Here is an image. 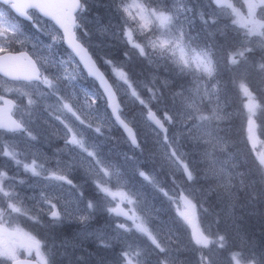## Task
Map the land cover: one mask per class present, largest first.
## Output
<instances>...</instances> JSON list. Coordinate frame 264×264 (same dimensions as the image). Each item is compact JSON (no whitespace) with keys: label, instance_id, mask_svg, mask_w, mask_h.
Here are the masks:
<instances>
[{"label":"snow or ice","instance_id":"snow-or-ice-1","mask_svg":"<svg viewBox=\"0 0 264 264\" xmlns=\"http://www.w3.org/2000/svg\"><path fill=\"white\" fill-rule=\"evenodd\" d=\"M237 2L239 3L240 0ZM160 3L163 6L153 7L149 0H119L117 10L120 12L121 23L118 30L112 32L115 39L130 45L139 56L153 65V71L163 67V72L168 78L158 82L153 76L150 81L152 87L145 86L147 100L143 99L137 91L140 85H133L129 73L124 70V64L114 62L108 54L103 56L97 54L101 66H109L114 77L113 82L109 83L105 73L101 71V66L97 65V61L89 53L88 47L85 46V44L91 46L86 22L83 20L80 23L77 22L78 14L86 10L87 0L83 2L82 0H0V4L7 6V9H0V53L5 54L3 57L5 63L0 65V71H3L6 76L24 80L25 87L30 88L34 93L41 96L56 95L59 109L70 114V117H74L80 125L86 123L88 115H92L93 112L99 113V109H94L93 106L97 99H102L106 108L111 111L107 113V117L96 115L95 132L103 135L102 126L109 129L119 126L126 133V141L136 149H141L142 141L138 140L137 132L130 125L127 119L129 113L121 107L122 101L117 99V92L122 90L125 96H129L133 102L143 106L140 118L148 123L149 127H153L157 136L163 134V164L171 169V183L161 187L150 172L140 168H135V175L142 177L153 189L162 194L167 199L169 208L175 207L177 214L175 217L169 222L159 221L157 217L161 215V212L158 209L149 208L144 203L146 194L125 181L123 173L117 167L101 159L103 153L100 151V145L88 143L82 132L74 130L70 124L63 121L66 145L80 150L81 163L86 162L88 166V179L102 196L91 200L85 198L79 202L83 203V207L81 208L77 203L73 211H69L66 206L63 213L56 210V204L52 203L53 199H58L57 197L43 196L42 199L50 206L48 212L52 217L50 226L61 223L63 218L73 215L82 224L87 225L96 213L107 211L109 214L125 217L132 222L131 226L126 222L115 225L116 235L121 239L124 234L135 231L142 237H146L158 253L162 254V259L160 255H157L156 264H178L176 253L179 247L172 244L174 230L180 228L181 221L193 224L197 204L200 205L201 211L208 212V209L203 208L204 197L216 192L231 207L236 193L247 189L255 190L252 176H258L259 182L264 183V153H258L255 157L254 171L246 172L237 170L239 165L235 163V160H238V157L233 158L230 153H225L226 158L221 160L214 155L218 150L224 152L227 144L216 124L224 116L220 103V89L215 81L218 60L215 59L214 50L227 51V63L232 66L231 70L235 73V83L241 96L249 142H253L254 117L257 110L260 109L264 115V95L258 102L256 95L246 83L249 70L255 72L264 82V0H243L241 7L246 8V14L232 3V0H208L206 5L203 4V0H197V3L204 7V11L199 15L202 24L213 30L209 32L202 29L203 34L198 33L196 36L192 34L195 31L194 17L190 15L193 9L188 7V0H174L171 7L164 4V0H160ZM257 9L261 10V19H257ZM12 10L15 11L16 16L12 15ZM29 10L51 18L63 30L59 36L49 33L51 43L44 44L43 48L51 53L55 43L66 40L71 48L67 59L56 61L50 54L41 55L39 42L32 45L35 50V60L25 52H21L18 57L8 55L9 48L13 44L23 45L26 40H29L23 25L19 22V17L33 21V12ZM221 15L232 17L231 26L223 29L219 27L217 17ZM35 23L38 25V21ZM153 23L156 27L151 30L152 34L148 35L149 26ZM76 29L81 30V38H77ZM241 29H243L242 32ZM257 54L259 60L256 58ZM124 56L127 57L128 53L124 52ZM156 57L160 58L162 64L156 60ZM21 58L28 65V71L22 76L17 75L14 65L9 63ZM73 63L77 67L82 64L87 69V75L93 78L89 86L92 90H79L84 96L83 105L80 104L76 91H66L65 95H60L69 84L75 86L79 73L76 68L69 71ZM169 78L172 83L169 82ZM97 82L98 89L102 91L97 90ZM23 94L28 96L29 105L34 103L31 93ZM167 95L171 96L170 105L166 101ZM3 99L0 96V100ZM153 101L156 102L154 105ZM4 103L14 106L12 101L5 100ZM160 104H164V109H160ZM150 105L161 111L162 118L156 115ZM86 109L91 111L82 119ZM56 118L60 119L59 116ZM166 125L173 126L171 137L168 135L169 129ZM177 126L180 127V135L185 142H195L197 148L207 145L202 153V159L207 161L204 168L189 159L181 150L184 145L181 144L175 131ZM87 127L92 128L93 125L89 123ZM0 129L8 132L21 131L31 139H36L23 123L12 120L11 117L7 120L0 119ZM0 155L10 158L17 165H22L34 176L40 177L44 173L45 180L61 181L72 185L79 192L80 197L85 195L73 185V181L67 174H61L66 172L69 166L61 167L59 160L56 170L52 171L45 167L44 162L37 163L35 158L29 163H23L21 159H18L19 154L15 150H9L7 145L0 146ZM125 159L129 158L125 156ZM113 178L116 180L114 185ZM197 185H200L199 189ZM14 186V178L0 170V224L10 219L12 213L28 215L32 211L22 206L23 199L14 191ZM194 200L196 203H193ZM125 204L132 207L126 210L121 207ZM137 209H140L143 215H140ZM42 211L43 209L34 212L29 218L39 223ZM2 231L4 229L0 228V232ZM205 231L209 234L205 235ZM84 234L85 236L96 235L105 247L110 246L104 232L89 233L85 227ZM7 235L12 236L14 233H7ZM192 243L199 246L198 264H216L213 255L221 249H227L229 252L228 264H264V252L257 255L255 248L247 242L231 244L229 237L221 235L219 231H211L210 226L204 230H201L198 225L194 226ZM209 245H212V248H209ZM18 247L26 248L29 255L34 251L36 264H49L48 256L41 252V241L32 236H27L25 241L15 247L0 242V257L15 260V251ZM233 248L236 250L233 251ZM204 249L208 251L205 252ZM0 264H3V261H0ZM116 264H144V261L141 253L135 251L129 244L127 250L121 251Z\"/></svg>","mask_w":264,"mask_h":264},{"label":"rangeland","instance_id":"rangeland-1","mask_svg":"<svg viewBox=\"0 0 264 264\" xmlns=\"http://www.w3.org/2000/svg\"><path fill=\"white\" fill-rule=\"evenodd\" d=\"M149 2L152 3L153 7L157 6H163V4L160 3V0H149ZM243 0H240L238 3L237 0H232V3H234L238 8H241L242 12H245L246 14V8H242ZM174 3V0H164V4L171 7V5ZM208 0H205V3L207 4ZM92 4V1H91ZM190 7V6H189ZM213 8H215V5H213ZM0 9H3L2 6H0ZM199 14L194 16L190 13V15H193L194 19L197 20V24L200 23L203 28H206L202 24V21L199 18L201 8L199 7ZM204 9V7H203ZM204 11V10H202ZM260 9H257V19H261L260 17ZM34 21L31 22L32 24L27 26L25 23L22 24L24 31L29 37V40H26L23 45L21 44H13V46L9 49L11 50H18V49H26L30 51V53L36 58L35 50L33 49L32 45L34 43L39 42V45L41 47V55H51V57L58 61L61 59H67L69 53L71 52L66 48V46L63 44L62 40H59L57 43H55L51 49V53L47 49L43 48L44 44L51 43L49 33H52L54 35L59 36L61 31L57 28V26L49 19H46L42 16H39L37 13L33 12ZM193 19V20H194ZM80 20H83L86 22V30L89 34V44H86L91 52L96 53L100 56H103L106 54L105 48L107 49L109 46H113L114 40L117 41L112 35V32L118 30L120 23H116L115 21L121 22L119 20H113L110 22H104L97 18L96 16L92 15V9L90 13H80ZM38 21V25L35 23ZM81 22V21H80ZM217 22L219 24L220 28H225L226 26H231L232 17L221 15L217 17ZM156 25L155 23L151 24L149 26L150 31L147 33L148 35H151L152 29H155ZM207 30V28H206ZM213 30V29H212ZM211 30V31H212ZM243 29H241V32ZM80 38L82 36L81 30L79 31ZM135 35V34H134ZM253 39H256V37H253ZM82 40V39H81ZM83 41V40H82ZM84 42V41H83ZM124 44V43H123ZM112 49H115L112 47ZM259 50H257L258 52ZM123 53V51H122ZM171 55V54H169ZM110 58V57H109ZM257 60H259V55L257 54ZM77 59V58H76ZM98 61V60H97ZM124 59L121 61H118L116 63H122L125 65ZM115 62V61H114ZM227 62V61H226ZM228 64V63H227ZM229 65V64H228ZM231 67V65H229ZM72 68H76L77 72L79 73L77 77V81L75 83V86L69 84L66 90H62L60 95H65L66 91H76L77 98L80 101V104H84V96L80 89H90V85L92 83V79H90L84 69L81 65L77 67L74 63L70 65L69 71L72 70ZM102 68L107 72L108 76H111V80L113 82L114 77L111 74V70L109 66L103 65ZM124 70L127 72L126 65L124 67ZM230 70V69H229ZM233 72L232 70H230ZM153 76H158L152 74L151 77L153 79ZM130 77V75H129ZM253 77L257 80H259L260 84L259 87L261 88V92L257 94L250 86V82L254 83ZM131 78V77H130ZM157 78V77H156ZM166 79V77L161 76L160 81ZM190 79V77H189ZM132 80V79H131ZM233 80L235 81V73L233 72ZM133 81V85L136 86L139 84L140 86L137 88V91L140 92L141 97L145 100L148 98L147 92H145L142 87L145 85L141 81ZM67 83V82H65ZM246 83L249 85L250 89L253 91L254 95H256L258 102L261 99V96L264 95V82H262V79L260 76H258L255 72L249 70L248 79L246 80ZM26 82L25 81H14V80H8L0 76V96L2 95H8L10 97H13L17 101V110L15 112V115L17 118H19L27 127L29 131L32 132V135L36 137V139H31L26 133L23 132H11V134H6L4 132L0 133V146L7 145L9 146V150H15L19 155L18 159H21L23 163H29L31 159L35 158L37 159V163L44 162V165L47 169L55 171L57 168V161L59 160L61 162V167L64 165L71 166L73 169H81L79 172V175L81 176L83 172L86 173L87 181L90 182L89 186L92 189V194H87L84 198L82 197V200L85 198L87 199H96L97 194H100V197L102 196L101 193H98L95 185L92 183L90 179H88L89 171L87 163L84 162L81 163L82 153L78 148H75L71 145H66L65 138H66V130L64 128V123L70 124L74 130L78 132H82L85 140L88 143H96L100 145V151L103 153L101 159L111 163L115 167H117L121 173H123V167L119 166L116 161L117 157L116 154L118 153L114 147L111 148V151L113 152L112 155H110V159L107 158L108 151L105 148V143L109 142L111 139L115 144L112 145L122 147L123 142L126 140L125 137L120 136L119 132L117 131L116 127H112L109 129L108 127L102 126V132L103 135H100L95 132V127L97 126L96 122V115H102L107 117V108L102 99H97L96 104L93 106L94 109H99V113L93 112L92 115H88L89 111L91 110H85L84 114L82 115V119L84 118V115H88V119L84 125H80L79 121H76L74 117H70V114L63 112L59 109L58 104V97L56 95H39L37 93L32 92V90L28 87H25ZM257 83H254L253 85L258 88L256 85ZM115 87V86H114ZM147 87H152L148 85ZM97 90L98 86H97ZM179 90V89H175ZM29 92L32 95V99L34 101L33 104H28V96L24 95L23 93ZM120 100L122 101V104L124 106L125 112L129 113L127 119L129 122L137 129V133L139 134L140 139H142L141 149L138 150L139 154H143V159L148 161V163H152L153 161L157 160L159 162L163 163V134L161 133L160 136H157L156 132L153 131V127H149L148 123H145L140 117H141V109L143 108L142 105H140L138 102H133L132 98L129 96H125L123 91L117 92ZM168 104L170 105L172 100L166 99ZM156 102L153 101V105ZM220 103L222 106V115L224 118L220 121H217L216 124L218 125L220 135L225 138L222 131V125L225 123L228 118L233 115V112L231 109L226 107V103L224 99L220 95ZM240 103H241V96H240ZM242 106V105H241ZM152 107V105H150ZM157 111L156 107H152ZM160 109H164V104H160ZM158 114L161 116V113L157 111ZM243 112V111H242ZM261 110L258 109L256 112V116L254 117L255 125H254V136H253V142H249L251 145V148L254 151V155L257 156L258 153H264V136H262L261 133V124L259 121ZM171 114V113H169ZM205 114H208L205 112ZM244 114V112H243ZM59 116L60 119L58 120L56 117ZM70 117V118H69ZM162 117V116H161ZM240 117V116H239ZM241 118H245V115ZM62 121L64 123H62ZM246 122V119H245ZM91 123L93 125L92 128H88L87 124ZM102 124V122H101ZM169 137L173 134V126L168 125ZM246 129V137L248 138V131H247V122L245 124ZM178 139L180 140L181 144H183V147H186L191 143V145H195V142L188 141L185 142L183 137L180 135L181 129L179 126L175 129ZM109 140V141H107ZM124 140V141H123ZM203 143V142H201ZM152 144V145H151ZM254 144V147H253ZM190 145V146H191ZM207 147V145H203V147L197 148V151H199L201 155V161L206 165L207 161L202 159V153L204 149ZM184 152V149H181ZM215 155V154H214ZM217 156V155H215ZM219 158V156H217ZM146 158V159H145ZM220 159V158H219ZM225 158H221L223 160ZM166 165V164H165ZM160 166V164H158ZM69 168H67L66 172H63L61 174H67ZM0 170H6L9 177H13L15 180V186L14 191L19 194V196L23 199V207H26L28 209H31L32 211L29 212L28 215H22L19 213H12L11 218L8 219L6 222L0 224V227L5 229L7 233H14V235L9 236L7 234H3L0 236V242L11 245L15 247L19 243L26 240L27 236L35 237L36 239L41 241L42 235H44V232L46 230L41 228V224L44 222H50L52 220V217L48 214L50 206L46 204L42 197L43 196H55L58 199H53L52 203L56 204V210L61 211L63 213L64 208L67 206L69 208V211H73L76 204L79 203L78 200L71 201V199L68 200H61L59 193L67 192L66 183L61 181H55V180H45L44 179V173L41 174L40 177L32 175L31 172L26 171L22 165L15 164L14 161H12L8 157H4L0 155ZM148 172V171H147ZM153 177L155 176V172L153 169L149 171ZM11 174V175H10ZM124 176V174H123ZM69 178V176H68ZM129 177L124 176V180L128 182ZM88 183V182H87ZM116 183L115 178H113V185ZM78 188L79 191L89 192V189H86L85 181L78 182ZM62 185V187H60ZM82 185V186H80ZM69 188V186H68ZM70 189V188H69ZM69 191H72V195L74 192H76V195L79 196V192L72 186V189ZM71 194H67L68 198L72 197ZM73 195V196H76ZM218 196V194H217ZM220 198L225 201L223 203L224 207V213L229 220V224H233V227L236 228L237 220L241 215L237 213L239 210L240 205L236 202V196L235 199L232 201L233 206H229L228 202L220 195ZM80 206V204H79ZM114 206V205H113ZM64 207V208H63ZM81 207V206H80ZM121 207H124L126 210L129 207H132L130 205H121ZM82 208V207H81ZM40 209H43L42 212H40L39 216V223H37L35 220L30 219L29 217L33 215L34 212L39 211ZM137 212L139 213V210L137 209ZM140 214V213H139ZM141 215V214H140ZM96 216V214L94 215ZM75 215L69 216L67 218H63L62 221H72ZM90 219L87 222V225L82 224L80 228H78L71 238L63 239L60 242L62 245L56 246L55 245V239L51 240V244L43 245L44 242L41 241L42 247L41 252H43L46 256L49 258V264H60L59 262L61 260L65 261L66 256L69 253L75 252L76 246L77 249H79V243L82 241H88V240H99L97 239L96 235H87L84 234V229L87 227V231L89 233H96V232H104L109 241H119L120 243L124 244V250H127V246L129 244L132 245L133 249L135 251H139L141 253V258L143 261H146V255H145V249L138 243L133 242L131 238L127 236V233L124 234L123 239H121L118 235H116L115 232V225L121 222H126L129 226H131L132 222L130 220H126L125 217H120L119 219H116L117 221H114L112 225H95L91 226ZM21 221H27L25 224ZM188 224V223H187ZM32 225V227H29ZM50 225V224H49ZM59 224L51 225L53 227H59ZM199 226L201 230H204L207 226H202L201 224V217L195 212V216L193 217V224H188L191 233L194 230V226ZM31 228H34L38 231H34ZM238 229V228H237ZM42 230V231H41ZM42 235H40V234ZM47 233V231H46ZM205 235H208L207 233H204ZM235 238L238 239L239 244H243L245 242H249V239L245 237V235L236 230ZM100 241V240H99ZM55 245V246H54ZM62 247V248H60ZM209 248H212V245H209ZM205 251V250H203ZM208 251V249H207ZM206 252V251H205ZM16 259L21 257H28V258H34L36 259L35 252L31 255H29V252L26 248L18 247L15 251ZM200 255V253H199ZM228 255L229 254H223L220 250L218 252H215L213 255V259L216 261V263H225L228 264ZM78 257H80L78 255ZM77 257V258H78ZM58 260V261H57ZM0 261H3V264H10L13 260L7 259L5 257H0ZM55 261V263H53ZM57 262V263H56ZM67 264H79V263H73V261H69Z\"/></svg>","mask_w":264,"mask_h":264},{"label":"trees","instance_id":"trees-1","mask_svg":"<svg viewBox=\"0 0 264 264\" xmlns=\"http://www.w3.org/2000/svg\"><path fill=\"white\" fill-rule=\"evenodd\" d=\"M83 1V0H82ZM92 1V4H91ZM119 0H87L85 14L90 13L92 9V15L96 16L100 20L104 22H110L113 20H120V12L117 10V4ZM205 3V0H203ZM3 9H7V6L0 4ZM190 6V7H189ZM188 7L193 9V14L196 16L199 14V7L203 9V5L198 4L197 0H188ZM201 10L200 14L203 12ZM13 16H15L12 13ZM19 20H21L19 18ZM116 23H121L115 21ZM27 26L31 25L32 23L24 22ZM193 27L195 31H193V36H196L198 33H202V26L200 23L197 24V20H193ZM207 28V26H206ZM203 28L205 31H211L212 29ZM113 46H109L107 49L105 48L106 54L110 58H112L115 62L121 61L122 59L126 60L125 65L127 72L130 75V79L135 81L143 80L145 84L142 89L145 91V86H152L150 81L152 80L151 75H158L157 80L160 81L161 76L168 78L164 72L163 67L161 66L159 69L153 71V65L149 64L144 57L138 55L137 51L132 49L130 45L123 44V42L117 40L113 41ZM114 47L115 49H112ZM123 51V53H122ZM216 52L215 59L218 60V69L217 74L215 76V81L220 89V95L224 99L226 103V107L230 108L233 112L228 120L223 123L222 131L223 135L225 136V140L227 141L226 148L224 152H220L219 150L215 153V155L219 156V158H226L225 153H230L233 158L238 157V160H235V163L239 165L238 171L246 172V171H254V151L249 144V140L246 137V129H245V118H241V115L244 116L242 112V106L240 103V93L237 89L236 83L233 80V72H231V67L227 64V51L225 49L214 50ZM124 52L128 53V56H124ZM96 60H98L99 64L101 65V61L97 58V54L93 53ZM157 61H160L159 57H156ZM162 64V61H160ZM170 63V62H169ZM230 69V70H229ZM111 78V76L109 75ZM254 79V83H257L259 89L254 86V83L250 82V86L257 94L261 92V88L259 87L260 82L259 80ZM169 82L172 81L169 78ZM259 84V85H258ZM162 91H166L163 90ZM170 91V90H167ZM146 92V91H145ZM171 96L167 95L166 99H170ZM160 107V106H159ZM158 111V110H157ZM109 113V112H107ZM161 113V111H159ZM240 116V117H239ZM259 121L261 124V133L264 136V115L260 112ZM119 132L121 138L123 133L119 128H116ZM109 141V140H107ZM124 141V140H123ZM142 141V139H140ZM115 142L112 139L109 142L105 143V148L108 151L107 158L110 159V155H112L111 148L117 150V161L116 163L123 167V174L124 176L129 177L128 183L134 185L135 188H139L142 192L146 194V199L144 203H146L149 208H155L160 210L161 215L157 217L159 221L169 222L173 217H175L176 211L175 207L169 208L167 206V199L163 197L157 190L153 189L150 184L143 180L142 177L135 175V168H140L144 171H150L151 169L155 172V180L161 187H165L170 185L171 183V169L162 162L157 160L153 161L152 163H148V161L144 160L143 154H139L136 148H133L126 140L123 142L122 147H116L112 144ZM142 144V143H141ZM152 145V144H151ZM189 143L188 146L183 147L184 153L187 154L188 158L197 162L201 168L205 167V164L201 161V155L199 151H197L195 145H191ZM127 156L129 159H125ZM146 159V158H145ZM160 164V166H158ZM67 173L69 174V179L73 181V185L78 186V182L85 181V190L89 189V192L85 191V196L87 194H92V189L90 188V182L87 181V175L85 172L80 176L79 172L81 169H73L71 166L68 167ZM178 174V173H177ZM11 175V174H10ZM251 180L254 182L255 190L252 191L251 189L241 190L240 192L236 193V202L240 205L239 210L237 213L241 215L238 218L236 228L233 227V224H229V217L227 219L224 213L223 203L224 200L220 198V195L217 196L216 192H212L206 197H204L202 203L203 208L208 209L207 213H204L200 210V205L197 204L196 213L201 217V224L202 226H207L209 224L211 231H219L221 235H225L229 237V243L231 244H239L237 238H235L236 230L242 232L249 242L256 250L257 255L260 252H264V183L259 182L258 176H252ZM88 182V183H87ZM72 185H67V192L63 193L60 192L61 200H68L71 201L78 200L83 201L82 197L76 195L74 192L73 196ZM82 186V185H80ZM135 188L133 190H135ZM197 188H200V185H197ZM251 192V195H249ZM67 194H71L72 197L68 198ZM150 194V195H149ZM84 196V197H85ZM83 197V198H84ZM96 199L100 198V194H97ZM193 203H196L194 200ZM81 207H83V203H79ZM64 208V207H63ZM139 213L143 215L142 212ZM120 217H116L114 214H109L107 211H100L96 213L94 219L90 221L91 226L95 225H112L116 219ZM22 223H26L27 221H21ZM50 222H44L41 224V228L46 230L44 235H42L41 241L44 242L43 245L51 244V240L55 239V245L59 246L62 245L60 242L63 239H69L73 236V233L80 228L81 223L75 217L72 221H62L58 223L59 227H53L49 225ZM207 226L206 228H208ZM29 227H32L30 225ZM205 228V229H206ZM238 228V229H237ZM34 231H38L34 228H31ZM42 231V230H41ZM204 233H208L205 231ZM127 236L133 240V242H138L146 251V261L144 264H156L157 255H160L161 259L163 258L162 254L158 253V250L155 249L154 245H151V242L147 240L146 237H142L139 233L135 231L127 233ZM110 246L105 247L101 240H88L82 241L79 244V249L75 252L69 253L65 261L61 260L60 264H67L69 261H73V263L79 264H116L118 258L120 257V253L124 250V244L120 243L119 241H109ZM172 244L178 245L179 251L176 253L178 264H198L199 259V248L198 245L192 243V233L187 223L181 221L180 228L178 230H174V235L172 236ZM54 245V246H55ZM62 248V247H60ZM207 252V249H204ZM233 251L236 249L233 248ZM223 254H229L227 249L220 250ZM78 255L80 257H78ZM78 257V258H77ZM58 261V260H57ZM55 263V261L53 262ZM57 263V262H56ZM216 264H225V263H216Z\"/></svg>","mask_w":264,"mask_h":264},{"label":"water","instance_id":"water-1","mask_svg":"<svg viewBox=\"0 0 264 264\" xmlns=\"http://www.w3.org/2000/svg\"><path fill=\"white\" fill-rule=\"evenodd\" d=\"M12 11L15 13L14 10H12ZM15 14H16V13H15ZM38 14H40V15L43 16L42 13H39V12H38ZM16 15H17V14H16ZM44 17H45V16H44ZM21 18L26 19V18H24V17H21ZM46 18L52 20V19L49 18V17H46ZM26 20H27V19H26ZM52 21H53V20H52ZM53 22L55 23V21H53ZM55 25L60 29L59 25H57V24H55ZM60 31H61V33L63 32L62 29H60ZM76 36H77V38H78L77 33H76ZM63 42H64L65 46H66L69 50H71V48L69 47L67 41H66V40H63ZM81 42H82V41H81ZM82 43H83V42H82ZM85 46H86V45H85ZM86 47H87V46H86ZM88 51H89L90 54H92L91 51L89 50V48H88ZM21 52H25V53H27L29 56L32 57V59H34V57H33V56H32L27 50H15V51L10 50V51H8V55H9V56H12V57H18V56H20ZM4 55H5L4 53H0V65H2V64L5 63V61L3 60ZM92 57H93V59L95 60V58H94L93 55H92ZM34 60H35V59H34ZM77 60H78V57H77ZM9 63H11L12 65H14V71L16 72L17 75L22 76L26 71H28V65H27V62H26L23 58H21V59H19V60L10 61ZM81 65H82V64H81ZM97 65L100 66V65L98 64V62H97ZM82 67H83V65H82ZM83 69H84V70L86 71V73H87V69H85L84 67H83ZM101 71H103V72L105 73L106 77H107L108 80H109V83H112L111 80H110V78H109V76L107 75V73H106L102 68H101ZM0 74L3 75V76H6V75L4 74L3 71H0ZM6 77L9 78V79H12V80H22V79H14L12 76H6ZM89 77H90V76H89ZM91 78H92V77H91ZM23 81H24V80H23ZM97 84H98V82H97ZM114 90H115V87H114ZM101 91H102V89H101ZM117 99L120 100V99H119V96H118V93H117ZM5 100L12 101L14 106H8V105H6V104L4 103ZM16 104H17V103H16V100H15L14 98H12V97H10V96L4 97L3 101L0 103V119L7 120L8 117H11L12 120H15V121H17V122H21V121H20V120L14 115V113H13ZM121 107L123 108V105H122V104H121ZM152 110H153L154 112H156L155 109L152 108ZM109 111H111V109H109ZM156 115H157L158 117H160V115H159L157 112H156ZM21 123H23V122H21ZM23 124H24V123H23ZM130 125L133 126L131 123H130ZM24 126H25V125H24ZM25 127H26V126H25ZM118 127H119V126H118ZM133 127H134V126H133ZM166 127H168V125H166ZM120 129H121V128H120ZM168 129H169V127H168ZM121 130L123 131V129H121ZM134 130L136 131L135 127H134ZM136 132H137V131H136ZM123 133H124V131H123ZM124 135L126 136V133H124ZM137 138H138V135H137ZM138 140H139V138H138ZM133 147H134V146H133ZM0 228H1V227H0ZM2 229H3V228H2ZM3 234H7V231H6L5 229H4V231L0 232V236L3 235ZM10 264H36V259L28 258V257H21V258H17V259H15V260H13Z\"/></svg>","mask_w":264,"mask_h":264},{"label":"flooded vegetation","instance_id":"flooded-vegetation-1","mask_svg":"<svg viewBox=\"0 0 264 264\" xmlns=\"http://www.w3.org/2000/svg\"><path fill=\"white\" fill-rule=\"evenodd\" d=\"M10 50V49H9ZM1 77H3V78H5V79H8V78H6V77H4V76H2V75H0ZM8 80H10V79H8ZM8 95H2V97L4 98V97H7ZM3 100H0V103L2 102ZM1 132H4V133H6V134H11V132H8V131H6L5 129H0V133ZM3 171H5L6 172V170H3Z\"/></svg>","mask_w":264,"mask_h":264},{"label":"bare ground","instance_id":"bare-ground-1","mask_svg":"<svg viewBox=\"0 0 264 264\" xmlns=\"http://www.w3.org/2000/svg\"><path fill=\"white\" fill-rule=\"evenodd\" d=\"M98 64H99V62H98ZM100 65V64H99ZM101 66V65H100ZM101 68H102V66H101ZM103 69V68H102ZM104 70V69H103ZM105 71V70H104ZM106 72V71H105Z\"/></svg>","mask_w":264,"mask_h":264}]
</instances>
